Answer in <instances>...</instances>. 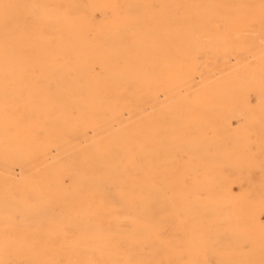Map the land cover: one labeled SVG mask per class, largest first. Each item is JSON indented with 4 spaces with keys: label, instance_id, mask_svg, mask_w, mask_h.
<instances>
[{
    "label": "bare ground",
    "instance_id": "bare-ground-1",
    "mask_svg": "<svg viewBox=\"0 0 264 264\" xmlns=\"http://www.w3.org/2000/svg\"><path fill=\"white\" fill-rule=\"evenodd\" d=\"M234 32L264 34V0H0V264H264V192L254 199L244 191L264 144L255 140L252 157L238 161L242 180L234 186L215 176L204 184L174 183L178 168L156 155L166 119L184 102L169 99L172 105L153 119L144 110L162 88L174 94L202 74L187 61L173 74L160 69V62L173 61L167 50L173 39L163 33ZM245 37L251 39L240 41ZM261 82L240 84L264 109ZM212 98L219 99L216 116L227 128L224 106L234 107L237 97ZM190 104L192 120L210 114L200 99ZM244 119L245 131H252L250 112ZM107 128L114 134L99 141ZM89 133L88 154L74 157ZM215 141L206 139L208 151ZM156 159L159 167L148 174ZM17 169L22 185L15 182ZM154 190L172 206L148 208Z\"/></svg>",
    "mask_w": 264,
    "mask_h": 264
},
{
    "label": "rangeland",
    "instance_id": "rangeland-1",
    "mask_svg": "<svg viewBox=\"0 0 264 264\" xmlns=\"http://www.w3.org/2000/svg\"><path fill=\"white\" fill-rule=\"evenodd\" d=\"M95 19L100 20L98 15H95ZM202 34L201 33H194V34H188V35H179V34H175V33H172V34L171 33H163L161 35L163 37H167V38H170L173 40L178 39V38L186 39L185 41H180V42L172 40V43L168 47L169 49L167 48V50H168V52L170 50L173 52V53H171V51L169 52V54H172L171 56H173V61H172L173 65H172V63L166 65L164 62L163 63L160 62V66H161L160 69H162V71L166 70L165 73L167 75H168V73L173 74L177 70H179L180 64H182L183 61H187L190 66L199 67V69L202 70V74L199 75L198 73H194L191 77V82L189 84L188 83L182 84L178 88L179 90H177V92L174 94H172V92H169L166 89L162 88L161 91L158 92L156 99L152 100L153 103L150 101L151 105L153 104L152 105L153 107L150 106V103L148 102V103H146L148 105L145 107L144 110H145L146 114L148 115V117H152V119H153V115L156 114L157 112H160L161 114H163V111L166 108L170 107L172 104L176 105L175 103L178 101L184 102V103H182V105H179L175 108L177 115L174 119L173 118H167L166 119V120H168L167 122H165L168 131H167V133H162L163 135H161L160 139L158 140V142H159L158 146L161 147L162 153L158 152V154L156 155V158H158L159 161L161 158L167 159L169 161L167 165L170 166V168H178V170L175 173V178L173 179L174 183L176 182L179 184V183L184 182L185 180H188V181L196 182L198 184H201V183L204 184V182L208 181L210 178H213V176H215L218 183H228V184H233V186H234V185L240 183V180H242L241 179V171H240L242 166H241V163H239L238 161L243 160L244 158H246V156L252 157V155H251V152H253V149H252L253 146L252 145H253V142H255V140L258 142L260 141L261 144H264V142H263L264 141L263 140L264 132H258V128H261L264 126V109L260 108L261 103L259 104V102H258V101H260V100H258V95L257 94L256 95L255 94L254 95L249 94V92L243 86L244 84H242V85L240 84V83H247L250 81H257V82L263 81L261 83H263V86H264V39H263L264 34L257 33V32H234V33H230V34L225 33L226 37H224L225 35L222 33H220V34L219 33H202ZM217 34H219L220 37L223 36L224 38H227V39H224L223 37L219 38L217 36ZM248 34L251 36V39H250V37L249 38L245 37L243 39L246 42L247 41H249V42H247V44H245L246 42L245 43L241 42L239 38H242V36L244 37V35L248 36ZM199 35H202L203 37H198ZM254 35H257V36H254ZM172 36H173V38H172ZM176 36H177V38H176ZM210 36H211V39H210ZM227 36H229V37H227ZM213 37H216V39ZM197 39H198V41H201L200 42L201 44L203 43V40L205 41L207 39L209 41L206 40V42H205V44L207 43L206 46H205V44L204 45L202 44V47H201L200 46L201 44L200 45L198 44ZM217 39H218V41H217ZM220 39H221V41H219ZM236 39H237V41H236ZM210 40L212 42H213V40H215V44H214V42L211 43ZM225 40H226V42H225ZM194 42H195V44H193ZM233 42L235 44H233ZM225 43H226L227 47L229 45H235V46H233V48L228 47V49H225V48H227V47H225ZM240 43L244 44V46H241ZM249 43H251V44H249ZM237 45H239L238 47L241 49L242 55H240L236 51ZM209 47H210V49H208ZM202 48H203V51H202ZM234 49H236V50H234ZM225 50H227V51H225ZM224 51L227 52V54H223V53H225ZM215 52H216V54H215ZM192 55H193V57H192ZM204 55H206V57ZM174 57H176L177 59ZM205 59H207V61ZM222 59L224 60L222 63H217L215 65H212L213 63H215V61L220 62ZM244 61L245 62L247 61L248 65ZM192 62H193V64H191ZM237 62L241 63L242 65L238 66ZM229 64H230V66H229ZM222 67H224V68H222ZM229 67L230 68L232 67L231 68L232 70ZM237 67L238 68L240 67V68L238 69ZM241 69L242 70L244 69V70L242 71ZM168 70H170V72ZM239 70H240V72H239ZM260 70H262V72ZM167 71H168V73H167ZM247 71H248V73H247ZM225 74H227V75H225ZM148 75H146V77ZM228 78H230V79H228ZM211 81L213 84L210 83ZM216 82L218 83V85ZM214 83H215V85H214ZM219 83H223V84H219ZM199 84L201 87L198 86ZM237 85H239V88ZM231 86L233 87L234 90L231 88ZM228 87L231 88L230 91H232V92H228L229 91ZM217 88H219V90ZM195 89H196V91H195ZM220 89H222V90L220 91ZM225 90H228L227 91L228 93L225 92ZM222 91H224L226 94H223ZM183 93L185 96L182 95ZM226 95H232V96L237 97L238 102L234 107H231L229 105L224 106L225 107L224 112L228 114V116H227L228 117V126H227V128H224V127H222L220 117L216 116V115H219V110L222 109V108L218 109V107H217L219 99H213L212 97L216 96L217 98H220V97L222 98L223 96H226ZM169 99H173L174 103H172V104L169 103ZM192 99H200L202 101V105H205L208 109H210V114L209 115H203L200 113L195 121L192 120V118L190 116V112L193 109L192 105L190 104V101ZM214 100L215 101L217 100V102H213ZM187 101H189V102H187ZM160 103H161V105H159ZM158 107H159V110H157ZM211 107L213 110L211 109ZM244 112L245 113L250 112L251 121L254 122L253 123L254 129L250 132H246L247 130L245 131L246 124H245V119H244ZM160 117H161V115H160ZM187 117H188V119H187ZM123 121L127 122L128 124L131 122V115L128 112H126L124 114ZM150 123L152 124L153 121H151ZM118 124L119 123L113 124V126H115L114 128L116 129V132H114V133H118V131H117L118 130V127H117ZM168 124H170V125H168ZM169 126H170L171 130L169 129ZM186 126L188 127V129H185V128H187ZM204 127H206V129H207L206 135L201 136L200 132ZM106 131L105 130L102 131L101 137H100V139H98L99 141H101L103 138H107L110 135L114 134L113 132L109 131L108 128ZM179 131L183 137L179 136V134H178ZM230 133L231 134L235 133V137H237V138L233 140L234 136L231 135ZM192 134L193 135L195 134V135L192 136ZM230 136H232L233 138L231 137L232 139H230ZM91 137L94 139L93 133H89L86 137H84L85 140H82L83 139L82 138L79 141V143L81 142L80 143L81 144L80 149L81 148L82 149L79 153L74 154V157L79 159L82 156H85L88 154V151H89L88 148L90 146L89 144H91V142H92V141H90L92 139ZM196 138H197V140H196ZM213 138L216 141L212 142V147H211L212 150L208 151L206 146H205L206 145L205 141H206V139H211V141H214ZM164 139L167 141H169V140L170 141L167 142ZM173 139L175 141H173ZM224 139L225 140L227 139L226 140L227 144L229 143L228 144L229 146H225L226 150L222 149L223 141H225ZM161 140H163V141H161ZM195 140L198 141V143L197 142L195 143ZM217 140H221L222 143L220 141H217ZM229 141L232 144L234 143L233 144L234 147L232 144H230ZM179 143H180V145H179ZM182 144H184V146ZM169 145H171V146H169ZM174 145H176V147ZM83 146H85L87 148H83ZM182 146L184 148H181ZM164 147L165 148L169 147V150H170L169 154L163 153L162 149ZM186 147H188V149H186ZM180 148H181V150L182 149L183 150L181 151ZM237 148H240V149H237ZM204 149H206V150H204ZM221 150H222V152H221ZM184 151H185V153H184ZM186 151L188 154L186 153ZM189 151H190V153H189ZM211 153H213L214 155ZM55 154L56 153L53 151L52 154L50 155L49 159H51V158L55 159L56 158ZM206 155H208L209 158H211L213 161L211 159H209L208 156H206ZM235 155H237V156H235ZM214 161H215V164H214ZM216 161H217V163H216ZM158 163L159 162L156 159V161L153 162L151 164V166L148 165L147 166V173L148 174H149V172L153 173L155 171V170H153V168H154V166H158ZM228 166L229 167L232 166L233 169L231 167L229 169ZM227 169H229L230 171H228ZM235 169H236V171H235ZM159 170H160V168H159ZM230 172H233V173H230ZM114 173L117 174L118 170L116 169L114 171ZM248 174L251 176H249ZM14 175H15L14 177H15L16 183H18L19 185L24 184V173H23V171L17 169L14 171ZM245 181L247 183V187L244 189V191H246L250 197L253 196L252 198L258 199L257 197H259L264 192V188H260L258 186L259 183L264 182V155L263 156L262 155L256 156V160L254 161V164L251 165V167L247 170V176H246ZM68 182H69L68 180H65L66 186L68 185ZM159 184L162 186V182H160ZM142 194L147 196L149 194L148 189L145 188L143 190ZM153 200H155V202ZM148 201H149L148 204L150 206L147 204ZM147 202L145 203V206L147 207V205H148V208H155V207L156 208H158V207L162 208V207L172 206V204L163 201L162 196H160L158 194L157 190H154L153 195L147 199ZM253 205H259V204H258V202H256V203H253ZM262 220L264 222V216L262 217ZM94 241H93V243L96 244L97 242H94Z\"/></svg>",
    "mask_w": 264,
    "mask_h": 264
}]
</instances>
